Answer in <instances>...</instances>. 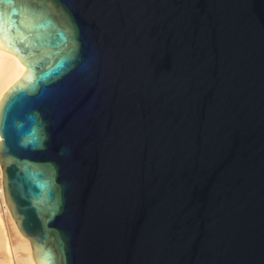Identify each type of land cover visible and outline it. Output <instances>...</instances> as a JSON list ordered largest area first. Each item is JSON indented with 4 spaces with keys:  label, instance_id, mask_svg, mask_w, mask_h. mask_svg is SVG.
<instances>
[{
    "label": "water",
    "instance_id": "1",
    "mask_svg": "<svg viewBox=\"0 0 264 264\" xmlns=\"http://www.w3.org/2000/svg\"><path fill=\"white\" fill-rule=\"evenodd\" d=\"M0 16L27 69L0 102L3 186L36 264H264V0Z\"/></svg>",
    "mask_w": 264,
    "mask_h": 264
},
{
    "label": "bare ground",
    "instance_id": "2",
    "mask_svg": "<svg viewBox=\"0 0 264 264\" xmlns=\"http://www.w3.org/2000/svg\"><path fill=\"white\" fill-rule=\"evenodd\" d=\"M26 72V67L14 54L0 49V102L6 92ZM0 141H2L1 136ZM0 173L3 178L1 164ZM3 192L5 193V191ZM4 193H0V195L7 222L3 220L0 211V264H36L31 241L20 232Z\"/></svg>",
    "mask_w": 264,
    "mask_h": 264
},
{
    "label": "snow or ice",
    "instance_id": "3",
    "mask_svg": "<svg viewBox=\"0 0 264 264\" xmlns=\"http://www.w3.org/2000/svg\"><path fill=\"white\" fill-rule=\"evenodd\" d=\"M30 15L35 16V14L30 13ZM13 24H20V26L24 27H39V24H31V25H26L24 24L23 21H13ZM11 25L8 24V21L5 20L2 16H0V46H2L4 43L8 42L10 40V37L8 36V31L10 30ZM24 37H21L23 39ZM5 117H6V112L0 111V129L4 127V122H5ZM36 136L35 133L33 132L31 134V139L27 141V143H36Z\"/></svg>",
    "mask_w": 264,
    "mask_h": 264
},
{
    "label": "rangeland",
    "instance_id": "4",
    "mask_svg": "<svg viewBox=\"0 0 264 264\" xmlns=\"http://www.w3.org/2000/svg\"><path fill=\"white\" fill-rule=\"evenodd\" d=\"M3 182V178H2V175H1V173H0V193L2 194V193H4L3 191H4V186H3V184H2V182ZM4 195H5V193H4ZM0 211H1V214H2V218H3V220L5 221V222H7V217H6V213H5V210H4V208H3V205H2V202H1V195H0ZM5 213V214H4Z\"/></svg>",
    "mask_w": 264,
    "mask_h": 264
}]
</instances>
